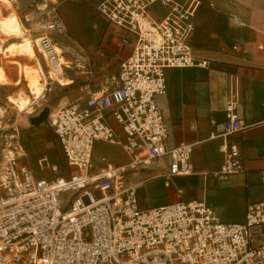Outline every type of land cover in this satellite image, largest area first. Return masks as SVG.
<instances>
[{
  "label": "built area",
  "instance_id": "built-area-1",
  "mask_svg": "<svg viewBox=\"0 0 264 264\" xmlns=\"http://www.w3.org/2000/svg\"><path fill=\"white\" fill-rule=\"evenodd\" d=\"M62 1L43 0L37 6L38 13L45 15L37 19L36 30L44 32L39 46L48 70L57 66L49 34L65 31L58 13ZM96 8L121 32L120 42L131 48L130 55L119 64L115 85L89 89L48 113L45 123L60 144L64 166L75 170L69 176L36 178L20 161L24 152L18 138L4 135L0 264H264V198L248 205L244 222L225 223L202 200L141 208L136 188L125 185L130 171L163 162L164 157L166 185L170 177L192 174L191 146H166L167 126L156 96L166 92L168 68L208 66L207 60L193 56L189 44L197 3L97 0ZM237 104L236 91H230L225 135L245 127L236 113ZM96 141L120 145L131 161L115 167L102 157L105 166L95 170ZM221 149L225 157L214 171L218 178L244 171L236 143L225 142ZM41 160L40 165L51 172L60 170ZM260 174L264 192V168Z\"/></svg>",
  "mask_w": 264,
  "mask_h": 264
},
{
  "label": "crops",
  "instance_id": "crops-1",
  "mask_svg": "<svg viewBox=\"0 0 264 264\" xmlns=\"http://www.w3.org/2000/svg\"><path fill=\"white\" fill-rule=\"evenodd\" d=\"M15 1L21 9H25L30 4V0H12V3ZM65 1H68L62 7L65 13L60 12V5L58 13L66 31V26L73 29L70 9L67 6L81 0ZM94 1L95 11L103 20L102 24L98 28L93 27L98 31H93L94 37L90 41L76 36L81 43L92 48L95 41L100 39L108 28L109 36L116 38L120 46L118 57L122 62L129 57L131 48L120 42L121 32L107 23L96 8L97 0ZM177 1L184 4L189 0ZM194 1L197 3V8L193 17L194 30L189 44L193 56L196 59L207 60L208 66L206 68H168L166 70V92L156 96V102L167 126L166 146L168 148L182 144L191 146L192 174L170 177L168 185H166L168 160L164 157L163 162L154 161L150 164H142L130 171L125 178V185L136 188V197L141 208L166 205L179 200H202L214 211L220 221L241 223L245 220L248 205L264 198L260 174L264 168V0ZM159 11L164 12L165 9L160 8ZM9 43L11 42L8 41L3 48ZM58 46L64 51L61 61L66 60L65 49ZM1 57L3 58V56ZM11 57L14 55L4 56L5 59ZM39 58L41 59V57ZM80 58L81 61H86V56H80ZM27 61V58H23L22 62ZM70 68L71 64L68 68L63 67L62 74ZM33 70L36 73L34 65ZM47 71L46 81L47 84H50L54 80L47 75ZM64 77L71 78L72 83L69 85L73 84V78L66 71ZM116 78L117 73L114 76V84L87 83L80 85L81 93L72 99L65 97L59 105L77 99L89 89L113 86L116 83ZM230 91L237 93L236 113L245 127L225 135L224 123L227 120L225 105ZM107 120L117 133H121L120 127L113 118L108 116ZM45 124L50 128L47 123ZM193 124L194 128L191 129L190 126ZM14 130L15 133L10 135H15L18 138L24 152L20 161L33 171L36 178L52 179L49 173L56 174L54 177L58 175L67 177L75 171L64 166L63 152L52 129L53 138L47 131L32 138V141L41 138L43 142L40 147H37L44 154H40L37 158L34 155L31 157V160H36L35 163L29 162V149L21 143L19 130L17 128ZM211 134H215V136H211ZM10 135L7 136L10 137ZM98 142L115 146L119 151L115 156L102 155L100 159L104 157L107 163L115 167L127 165L131 161V156L120 145ZM225 142L236 143L239 146L244 171L220 179L214 174V171L219 169L224 161L225 154L221 147ZM52 148L57 151L56 158L62 160L61 162L51 161L49 150ZM95 152L94 146L93 163L96 166L95 170H98L104 167L105 163L99 160L100 166L96 165L94 162ZM41 159L49 164L58 165L60 170L54 173L46 166L42 167ZM156 189L162 191L155 195L153 192ZM141 193L150 196L149 202L144 205L141 203ZM159 197L162 198L156 200Z\"/></svg>",
  "mask_w": 264,
  "mask_h": 264
},
{
  "label": "rangeland",
  "instance_id": "rangeland-1",
  "mask_svg": "<svg viewBox=\"0 0 264 264\" xmlns=\"http://www.w3.org/2000/svg\"><path fill=\"white\" fill-rule=\"evenodd\" d=\"M29 3V6L25 9L19 8L16 1L13 3L12 8H7L6 6L3 7L2 5L0 17L16 13L24 27L28 30V36L31 39H35L44 34L42 30H36L39 28L36 25L37 19L45 17L44 14H40L37 11V6L41 5L43 0H30ZM65 3H68V1H62L60 3L59 9L62 14L65 13L62 10ZM94 7V0H81L78 3L68 4L67 8L70 9V18L74 30L69 26H66L65 32H51L49 34L52 40L63 47L66 51L64 57L69 61V64H71V68L66 69L65 71L73 78V84L69 85L72 83V80L71 78L64 77V71L61 76L53 78L52 80L54 81L51 82L50 80V84L45 83L46 89L43 97L38 100V102H35L33 107L28 110L21 109V106L14 101V98L18 95H29L28 89L26 88L27 80L23 77V72H20V74L18 73V68L21 65L25 68L26 72L30 71L31 73H34V62L29 57L12 54L7 48L8 44L3 48L8 41L19 42L20 39H13L15 37L7 38L6 36L0 35V71L11 81L10 84L0 85V109L4 111V114L0 116L3 124V128L0 131V147L4 135L7 134L9 136L11 133H15L14 128H17L19 130L21 143L29 149V162L35 163L36 160H31V157L34 155L37 158L40 154H44V152H41L38 149L43 142L41 138H38L37 140L34 139L33 141L32 138L45 131L50 132L51 138H53V136L51 129L45 124V122L39 125H33L29 119L37 116L46 107L49 109V112L57 108L60 101L65 99V97H68L69 99L74 98L81 93L79 90L80 85H85L87 83L95 85L114 84V76L117 73L119 63L121 62L118 57L120 46L118 45L116 38L109 36V29L106 28L103 36L95 41L96 43L92 48H88L78 39L79 37L90 41L94 37L93 31H98V29L96 30L95 28H98L102 24L103 20L95 11ZM25 15L32 16L33 19L31 21H25ZM9 55H14V57L8 59L4 58V56ZM1 56H3V58ZM40 56L41 55L39 54L38 57ZM80 56H86V61H81ZM23 58H27L28 61L23 63ZM42 64H44V72L46 74L48 68L45 63ZM35 75L37 76V73ZM50 76L51 74H49V77ZM94 146L96 151L94 162L97 166H100L99 160L102 155H108L111 157L119 153L115 146L106 145L98 141L95 142ZM36 147L37 149L34 150ZM56 152L57 151L54 148L49 150L51 161L61 162L62 160H57ZM123 158L125 159L124 156ZM54 175L56 174L49 173L50 178H53ZM161 191L162 190L160 189H156L153 193L156 195ZM149 197L150 196L141 193V203L144 205L146 202H149ZM161 198L162 197L156 198V200H160ZM151 203L153 204V201Z\"/></svg>",
  "mask_w": 264,
  "mask_h": 264
},
{
  "label": "bare ground",
  "instance_id": "bare-ground-1",
  "mask_svg": "<svg viewBox=\"0 0 264 264\" xmlns=\"http://www.w3.org/2000/svg\"><path fill=\"white\" fill-rule=\"evenodd\" d=\"M5 5L7 8H12L13 3L12 0H0V12H1V6ZM28 30L24 27L22 24L19 16L16 13H11L7 16L0 17V35L8 37H15L13 39H20L19 42H11L8 44L7 48L12 54H18L22 56L29 57L33 62L34 66L36 68L37 76L34 73H31L30 71H25V68H23L21 65L18 68V73L23 72L24 77L27 79L26 88L28 89L29 95H18L14 98V101L18 103L21 106V109L28 110L33 107L35 102H38V100L41 99L46 87L45 83H47V76L44 72V67L42 64V60L38 57L37 52L41 54V49L39 46V37L35 39H31L28 34ZM5 38V37H4ZM7 40V39H6ZM55 46V51L57 53V66L50 68L48 71L49 74H51L50 78H55L58 75L62 74L63 67H69V61L62 60V54L63 50L58 45ZM0 50H1V44H0ZM44 62V59H43ZM39 78V80H35ZM41 80V82H40ZM11 81L0 71V85H6L10 84ZM17 84V83H16ZM4 114V111L0 109V116Z\"/></svg>",
  "mask_w": 264,
  "mask_h": 264
},
{
  "label": "water",
  "instance_id": "water-1",
  "mask_svg": "<svg viewBox=\"0 0 264 264\" xmlns=\"http://www.w3.org/2000/svg\"><path fill=\"white\" fill-rule=\"evenodd\" d=\"M48 113H49V109L46 107L37 116H34V117L30 118L29 121L33 125L42 124V123H44L46 121Z\"/></svg>",
  "mask_w": 264,
  "mask_h": 264
}]
</instances>
